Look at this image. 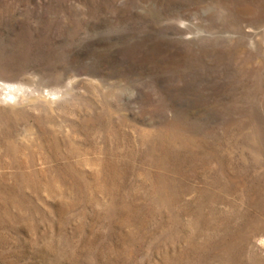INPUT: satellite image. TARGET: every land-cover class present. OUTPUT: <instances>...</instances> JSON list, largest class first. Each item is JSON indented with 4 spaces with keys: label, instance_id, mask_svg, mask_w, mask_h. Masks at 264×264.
Segmentation results:
<instances>
[{
    "label": "rangeland",
    "instance_id": "374dc122",
    "mask_svg": "<svg viewBox=\"0 0 264 264\" xmlns=\"http://www.w3.org/2000/svg\"><path fill=\"white\" fill-rule=\"evenodd\" d=\"M0 264H264V0H0Z\"/></svg>",
    "mask_w": 264,
    "mask_h": 264
},
{
    "label": "bare ground",
    "instance_id": "6f19581e",
    "mask_svg": "<svg viewBox=\"0 0 264 264\" xmlns=\"http://www.w3.org/2000/svg\"><path fill=\"white\" fill-rule=\"evenodd\" d=\"M159 188V187H158ZM160 190V189H159Z\"/></svg>",
    "mask_w": 264,
    "mask_h": 264
}]
</instances>
